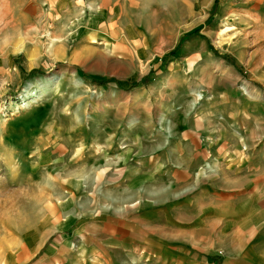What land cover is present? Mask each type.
Instances as JSON below:
<instances>
[{"label": "rangeland", "instance_id": "rangeland-1", "mask_svg": "<svg viewBox=\"0 0 264 264\" xmlns=\"http://www.w3.org/2000/svg\"><path fill=\"white\" fill-rule=\"evenodd\" d=\"M4 39L0 262L54 211L132 198L184 110L264 152V0H0Z\"/></svg>", "mask_w": 264, "mask_h": 264}, {"label": "crops", "instance_id": "crops-1", "mask_svg": "<svg viewBox=\"0 0 264 264\" xmlns=\"http://www.w3.org/2000/svg\"><path fill=\"white\" fill-rule=\"evenodd\" d=\"M184 111L154 145L151 173L136 163L132 198L54 211L0 264H264V152Z\"/></svg>", "mask_w": 264, "mask_h": 264}, {"label": "bare ground", "instance_id": "bare-ground-1", "mask_svg": "<svg viewBox=\"0 0 264 264\" xmlns=\"http://www.w3.org/2000/svg\"><path fill=\"white\" fill-rule=\"evenodd\" d=\"M49 83V79H44V80H39L36 81L35 83H30L29 87H28V92L27 94H22L21 98L23 100H26L27 98L31 97V95L33 94V91L35 89H41V88H45L47 87L46 85H48ZM25 95V96H24ZM24 102V101H23Z\"/></svg>", "mask_w": 264, "mask_h": 264}, {"label": "trees", "instance_id": "trees-1", "mask_svg": "<svg viewBox=\"0 0 264 264\" xmlns=\"http://www.w3.org/2000/svg\"><path fill=\"white\" fill-rule=\"evenodd\" d=\"M198 28H199V27H196V28H194V29L188 31L187 33H185L184 36H187V35H189V34L195 32L196 30H198ZM181 37H183V36H181ZM181 37L178 39L177 44L179 43V40L181 39ZM86 78H87V79H90V80H92V81L100 82V83H104V82H106V81H108V80H112L111 78H100V79H97V78H94V77H86Z\"/></svg>", "mask_w": 264, "mask_h": 264}]
</instances>
